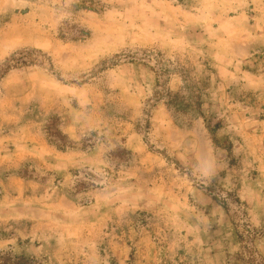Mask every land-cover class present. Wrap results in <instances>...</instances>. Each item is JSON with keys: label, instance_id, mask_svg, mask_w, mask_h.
Instances as JSON below:
<instances>
[{"label": "rangeland", "instance_id": "374dc122", "mask_svg": "<svg viewBox=\"0 0 264 264\" xmlns=\"http://www.w3.org/2000/svg\"><path fill=\"white\" fill-rule=\"evenodd\" d=\"M245 228L264 259V0H0V254L242 264Z\"/></svg>", "mask_w": 264, "mask_h": 264}, {"label": "trees", "instance_id": "16d2710c", "mask_svg": "<svg viewBox=\"0 0 264 264\" xmlns=\"http://www.w3.org/2000/svg\"><path fill=\"white\" fill-rule=\"evenodd\" d=\"M26 52L28 51L16 52L15 58L10 57L1 68L2 75H5L11 69H17L23 66L31 65V63L33 62L27 61L26 58H24L23 54H25ZM29 52L32 53L31 51ZM35 53L43 58L45 57V55L39 51H36ZM157 79H159V76L157 77ZM155 101H159V98H157ZM237 236L239 242L243 245L242 249L245 253V257L243 256L242 258L239 254V256L237 257V262H241L242 264H264V259L261 258L257 251L253 248L254 236L252 234V231L250 229L245 228V230H243L242 233L239 232ZM0 262H2L0 264H32L33 261L27 260L24 257L12 259L10 256H3L2 254H0Z\"/></svg>", "mask_w": 264, "mask_h": 264}]
</instances>
